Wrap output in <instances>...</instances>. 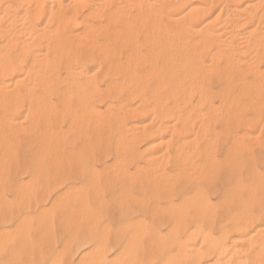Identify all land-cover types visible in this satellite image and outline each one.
<instances>
[{
  "label": "bare ground",
  "instance_id": "6f19581e",
  "mask_svg": "<svg viewBox=\"0 0 264 264\" xmlns=\"http://www.w3.org/2000/svg\"><path fill=\"white\" fill-rule=\"evenodd\" d=\"M134 10V12H132ZM214 14V15H213ZM211 15H213V17H211ZM102 37L103 40L98 41L97 39ZM140 40H142L143 44L147 43L148 46V51L146 50V52L142 53L139 51V45ZM103 41V42H102ZM100 42V43H99ZM142 44V45H143ZM124 46L122 47L124 50L126 49V51L123 53V50H119L121 47L120 46ZM146 45V44H145ZM144 46V45H143ZM147 48V47H146ZM29 58V59H28ZM95 58L98 62L96 64H98V72H102L99 73V75L101 74V77H109V84H107V88L104 86V88L107 90H109L108 92L110 93L109 96H111V100L108 104L105 105V107L103 108V110H101L99 107H97L95 105L97 99H102L101 98V90L100 88L96 85V82L98 83V81L95 79L97 77L98 73H88L86 71L85 68V62L89 61V60H95L93 59ZM96 60L94 62H96ZM223 62H222V61ZM221 61V63H220ZM92 62V61H91ZM93 63V62H92ZM95 64V63H94ZM95 64V65H96ZM87 65V64H86ZM263 65L264 68V0H99L97 2H94V0H0V116L1 115H5L6 116V120L9 119L8 115H32L30 117V120L34 121V119H38L41 120L44 124H46L48 121H50V115H52V117H54L53 115H55L57 119L56 121L58 122L61 121V117L60 115L64 116V115H72L70 117V119L72 118V120H68L67 123H69V127L67 124V131H74L73 133L77 135H81L83 138L88 139V135H86L87 132H84L83 129L86 126V124L89 127H97V123L101 122L100 124L102 125V120H104V122L106 123V121L109 120L110 117H108V115H116V120H117V116L119 115L120 120L122 121L124 118V116L127 115H141L144 112H147L148 114L150 113L151 116L153 115L152 113H158V111L161 113V115H171L173 108L174 107H178L184 108L185 106H188L189 103L191 104V102L189 101L191 99V96L194 94H196L197 92H199L197 95V97H199V100L197 99V102L201 101V103L203 102V100L200 99H208L209 95V88H206V83L208 84L210 82V76L208 77L206 75H204V72L208 73V72H212L216 73L217 77L224 82L225 84V89H220L223 92H220L221 95L223 96V98H221L222 100H226L228 98V102L225 105V110L224 113H226V115H234L233 118H235V116L237 115H247V112H251L252 115H258L260 114V112L264 109V72L262 71L263 69H260V66ZM97 66V65H96ZM89 67V66H88ZM95 67V66H94ZM92 69V68H91ZM97 69L95 68L94 70L97 71ZM90 70V69H89ZM62 71L64 72L62 74ZM93 71V70H92ZM215 77V74H214ZM151 80L155 82V86H153V88H149L151 89V91L148 89L145 90L146 85L148 83H146L148 80ZM212 79V78H211ZM217 79V78H216ZM218 79V80H219ZM214 81V80H213ZM153 82V84H154ZM219 82V81H218ZM233 82L237 83L238 85H240L241 87L239 88V91H237L238 89H236L237 92H235L234 95H232L233 93L231 92V89H233ZM146 83V85H145ZM59 85H63L65 86L63 88V90H59L58 86ZM103 85V84H102ZM145 85V87H144ZM148 85V87H149ZM236 85V86H238ZM235 86V85H234ZM102 87V86H100ZM224 87V86H223ZM103 88V87H102ZM101 88V89H102ZM237 88V87H236ZM257 89L261 90V92H259ZM197 90V91H196ZM213 92V89H211ZM263 90V91H262ZM105 91V90H104ZM196 91V93H195ZM55 92V93H54ZM107 92V91H106ZM107 92V93H108ZM179 92V99L177 98V100L180 102V104L178 103V101H176L175 97L177 96V93ZM211 92V93H212ZM215 92V90H214ZM217 92V91H216ZM54 93L56 94L58 97V101L57 103H55L53 101L52 103V99L51 100V94ZM105 93V94H107ZM219 93V94H220ZM214 94V93H213ZM181 95V96H180ZM216 95V94H215ZM108 96V97H109ZM120 96L122 98H120ZM218 96V95H217ZM55 97V96H54ZM136 100L139 98L140 99V105L137 106L135 105L136 102H134L135 99ZM99 99V101H101ZM138 99V100H139ZM170 101V103H172L174 100V103H172L173 105L175 104V106H173L172 111L168 110L167 107L163 106V104L165 105L164 101ZM169 99V100H168ZM171 99V100H170ZM192 100V99H191ZM204 100V101H205ZM209 100V99H208ZM149 101V102H148ZM166 101V103H167ZM188 101V103H187ZM196 101V100H195ZM211 101V100H210ZM138 102V101H137ZM224 102V101H223ZM55 103V104H54ZM135 103V104H134ZM151 103V104H149ZM134 104V106H132ZM178 104V105H176ZM187 104V105H186ZM213 105V103H211ZM210 104V106H212ZM170 105V104H169ZM185 105V106H183ZM200 105V104H198ZM220 104L216 105L217 107ZM137 106V107H136ZM189 106H192L189 105ZM197 106V105H195ZM209 106V104H208ZM209 106V107H210ZM169 107V106H168ZM160 108V110L158 109ZM194 109L187 108L184 112H181L180 110L177 111L175 108V110L177 112H175V114L179 113L180 115H197V117L199 115H204L207 116L206 113H210L212 112L214 106H212L210 108V111L208 110V112H203L204 114L199 113L200 110H197L195 107H193ZM224 108V107H223ZM199 109V108H198ZM208 109V107L206 108ZM216 109V108H215ZM157 110V112L155 111ZM219 110V108H218ZM150 111V112H149ZM198 111V112H197ZM215 111V110H214ZM213 111V112H214ZM152 112V113H151ZM159 113V114H160ZM215 113V112H214ZM174 114V115H175ZM213 114V113H211ZM210 114V115H211ZM35 115V116H33ZM100 115H105L104 119L103 116ZM107 115V118H106ZM124 115V116H123ZM147 114H145L146 116ZM173 115V113H172ZM171 115V116H172ZM209 115V114H208ZM209 115V116H210ZM216 115H221V114H216ZM251 116V114H249ZM122 116V117H121ZM159 116V115H158ZM166 116V117H167ZM183 117V120L185 119V117ZM208 116V117H209ZM263 116V115H262ZM12 117V116H11ZM36 117V118H35ZM101 117V118H98ZM113 117V116H112ZM111 117V118H112ZM130 117V116H129ZM135 117V116H134ZM139 117V116H138ZM144 117V116H143ZM170 117V116H169ZM168 117V118H169ZM196 117V119H197ZM213 117V116H212ZM219 117V116H218ZM243 117V116H242ZM1 119L2 116L0 117ZM28 119L27 117H24V120ZM34 118V119H32ZM59 118V119H58ZM91 118V119H90ZM95 118H98L100 121H97V123L95 122V124H93L94 121L98 120ZM140 118V117H139ZM171 118V117H170ZM177 118V117H176ZM191 118V117H190ZM194 118V117H193ZM192 118V119H193ZM200 118V117H199ZM199 118L197 120H199ZM224 118V117H223ZM227 118V117H226ZM237 119L240 118L239 116L236 117ZM247 119V116L245 117ZM12 119V118H11ZM9 119L8 122L9 124H6V126H10L12 125V120ZM19 119V118H18ZM90 119V120H89ZM108 119V120H107ZM115 119V118H112ZM126 119V117H125ZM151 119V118H150ZM164 119V117H163ZM167 119V118H166ZM195 119V118H194ZM195 119V121H196ZM202 119V118H201ZM206 119V118H205ZM209 119V118H208ZM215 119V118H214ZM221 119V118H220ZM254 119V118H252ZM20 120V119H19ZM17 120V121H19ZM23 120V119H21ZM117 121L114 122L116 124H124V121H122L120 123ZM140 120V119H139ZM154 120V119H153ZM152 120V121H153ZM157 120V119H156ZM169 120V119H168ZM166 120V121H168ZM223 120V119H222ZM230 120V119H229ZM255 120V119H254ZM253 120V121H254ZM257 120H259V117L257 118ZM1 121V120H0ZM4 123H5V119H3ZM11 121V123H10ZM15 121V120H14ZM29 121V119H28ZM40 121V122H41ZM45 121V122H44ZM72 121V122H71ZM182 121V120H181ZM191 121V120H190ZM193 121V120H192ZM191 121V122H192ZM200 121V120H199ZM214 121V120H213ZM217 121V120H216ZM233 121V120H232ZM249 121H252L251 119L248 120V125H249ZM2 122V121H1ZM7 122V123H8ZM24 122V121H23ZM21 122V123H23ZM26 122V121H25ZM56 122V124H57ZM62 122V121H61ZM103 122V123H104ZM155 123V120L153 121ZM174 122H178L174 121ZM194 122V121H193ZM202 122V121H201ZM223 122V121H222ZM246 122V121H243ZM242 122V123H243ZM258 123L259 121H254L253 123ZM16 123V121H15ZM13 122V127L15 128L13 131V128H10V132H19L20 134L22 133V136H25L26 134L32 135L34 133V131L36 130L35 127H37V125H35L34 131L29 129H25L28 128L27 126H21L24 127L23 129H25L23 131V129L17 131L16 127L19 128L20 124L17 125L20 122H17L16 125ZM71 123V124H70ZM150 123V122H149ZM148 123V124H149ZM154 123L152 124V122L150 123V126H153ZM158 123V122H157ZM208 123V122H207ZM25 124V123H24ZM32 126H34L35 123H31ZM30 124L28 125L29 128ZM36 124H37V120H36ZM43 124V126H44ZM48 125L49 122L47 123ZM46 124V125H47ZM59 124V123H58ZM57 124V126H58ZM98 123V125H100ZM147 124V125H148ZM162 124V123H161ZM161 124H159L161 126ZM175 124V123H174ZM191 124V123H190ZM227 124V123H226ZM247 125V123H245ZM5 125V124H4ZM3 125V127H4ZM26 125V124H25ZM45 125V126H46ZM93 125V126H92ZM113 125V124H112ZM113 125V126H114ZM145 125V124H144ZM159 125H156L158 128H161L163 125V127L161 128L163 131H168V129H170L171 127L169 126V128L167 127V124L165 126V124H163L161 127ZM178 125V124H177ZM181 125V123H180ZM189 125V124H188ZM193 125V124H192ZM194 125L197 126V124L194 123ZM193 125V126H194ZM216 125V124H215ZM225 125V124H224ZM243 125V124H241ZM256 125V124H255ZM253 124V126H255ZM264 125V124H263ZM1 126V125H0ZM41 126V125H40ZM109 127V125L105 124V127ZM122 126V125H121ZM125 126V125H123ZM143 126V125H142ZM142 126H138L137 123L136 125H132V130L135 129L136 131L139 129V131L142 133L143 131L140 130V127ZM155 126V127H156ZM174 125H172L173 127ZM183 126V125H181ZM180 126V127H181ZM203 128V124L200 125ZM208 126V125H207ZM221 126V125H220ZM240 126V124H239ZM259 126V125H258ZM11 127V126H10ZM21 127V128H22ZM42 127V126H41ZM40 127V131L43 129ZM50 127V126H49ZM47 127L44 129L46 131V129L51 133L52 129L50 130V128ZM104 128V126H100V129ZM127 127V126H126ZM154 126L151 127L153 130L155 128ZM165 127H167L165 129ZM179 127V128H180ZM190 127V126H189ZM188 127V128H189ZM223 127V126H222ZM237 127V126H236ZM242 127H246L245 125ZM5 128V127H4ZM39 128V127H38ZM58 128V127H56ZM63 128V127H62ZM86 128V127H85ZM110 128V127H109ZM114 128V127H113ZM125 129V127H123ZM122 128V129H123ZM131 128V127H130ZM127 128V129H130ZM151 128H149L151 130ZM175 128V127H174ZM185 128V127H182ZM193 128V127H192ZM201 128V127H198ZM258 128V127H257ZM3 128L0 127V133L1 130ZM20 129V128H19ZM59 129V128H58ZM70 129V130H68ZM94 130L92 131L91 128L88 129L87 127V131L91 130L92 132H94V134L96 133V128H93ZM126 129V130H127ZM165 129V130H164ZM176 129V128H175ZM174 129V130H175ZM204 129V128H203ZM201 129V130H203ZM260 129V127H259ZM257 129V130H259ZM6 130V129H5ZM28 133H27V131ZM62 132V129H59ZM58 130V131H59ZM107 130V129H105ZM110 130V129H109ZM107 130V131H109ZM144 133H138L136 131H133V133L135 132V134L137 136L134 137L136 139V141H140L142 139V137H144L145 141L146 138L150 141L147 144V148L144 152H148V150L152 151L155 150V146L158 147L159 145L157 144H161V142L164 141H159L160 138H157V136H159L161 134H158L159 130H148L143 128ZM172 130V129H171ZM179 130V129H177ZM181 131L183 129H180ZM205 130V129H204ZM246 130V129H245ZM263 130V129H262ZM9 131V128H8ZM26 131V132H25ZM38 131V130H37ZM36 131V132H37ZM59 131V133H57L56 135V130L53 129V134H49L47 131L43 133H38L40 134L39 138L42 140L41 141V145H40V152L42 153V156L45 154L43 160L47 157V160H49V164H51L52 166L48 168H43L42 169V173H44L43 178L45 177L46 173L49 172V170H51L50 173H52V170H56L54 169L55 167H59V165H62L64 163H68V159L70 160H74L73 163H77L74 159L73 156H77V158H79L80 161V157L81 155L86 151V146L87 144H89L88 146H90V144L92 143H87V141H81L82 144L78 145V148L73 149L75 150V155L71 152H73L71 150L70 155H73L72 157L68 158V154H63L62 152V145L61 144V140L66 139L67 137L65 136H70V134H63L64 132H62V135L64 137V139H62V135L61 132ZM65 131V130H63ZM98 131V130H97ZM102 133V130H100ZM122 131V130H121ZM125 131V130H124ZM131 131V129H130ZM146 131L149 133H146ZM153 131V132H152ZM173 131V130H172ZM172 131H170L172 133ZM176 131V130H175ZM180 131V132H181ZM185 131V130H184ZM191 131V130H189ZM188 131V133H189ZM224 131V130H223ZM249 131H252L251 129ZM5 132V131H4ZM3 132V134H4ZM10 132H8L7 134L11 135ZM14 132V133H15ZM31 132V134H30ZM126 132L129 131H125L124 133L127 134ZM179 132V133H180ZM197 132V131H196ZM195 132V133H196ZM204 132V131H203ZM209 132V130H208ZM25 133V134H24ZM55 133V134H54ZM84 133V136H83ZM112 133V132H111ZM131 133V132H130ZM164 133V132H163ZM205 133V132H204ZM245 133V134H244ZM251 133V132H250ZM2 134V135H3ZM18 134V133H16ZM15 134V135H16ZM43 134V138H41ZM90 134V131H89ZM93 134V133H92ZM119 136L117 137H120ZM123 134V132H122ZM167 134V133H166ZM175 134V132H174ZM177 134V133H176ZM175 134V135H176ZM185 134V133H184ZM215 134V133H214ZM213 134V135H214ZM217 134V133H216ZM245 135L246 137L248 136L247 139L251 140L250 136L248 134H246V132H242L241 135ZM259 134V133H257ZM263 134V133H262ZM6 135V134H5ZM4 135V136H5ZM13 135V134H12ZM11 135V136H12ZM19 135V134H18ZM91 135V134H90ZM104 135V134H103ZM175 135H173L175 137ZM187 135V133H186ZM202 135V134H201ZM239 137H241V139H243V136H240V134H238ZM20 136V135H19ZM76 136V135H75ZM98 136V133L97 135ZM95 136V137H96ZM105 136V135H104ZM126 135L123 136V138ZM130 136V134H129ZM128 136V138H129ZM147 136V137H146ZM167 136V135H166ZM177 136V135H176ZM181 136V135H180ZM234 136V135H233ZM14 139H16V137H14V135L12 136ZM11 137V138H12ZM26 137V136H25ZM62 137V138H61ZM78 137V136H76ZM93 137V136H92ZM133 138V134L132 136H130ZM171 137V136H170ZM196 137V136H195ZM200 137V135H199ZM213 137V136H212ZM217 137V136H216ZM236 138H238L237 136H235ZM258 137V136H256ZM5 138V137H4ZM8 138V136H7ZM12 138V139H13ZM21 138V137H20ZM24 138V137H23ZM36 138V137H35ZM61 138V139H60ZM71 138V136L69 137ZM102 138V137H101ZM108 138V137H107ZM122 138V139H123ZM197 138V137H196ZM244 138V139H245ZM253 138V136H252ZM259 138V137H258ZM264 138V137H263ZM3 139V137L1 138ZM13 139V140H14ZM29 139V138H28ZM38 139V138H37ZM39 139V140H40ZM84 139V140H85ZM86 139V140H87ZM91 139V138H90ZM99 139V138H97ZM97 139H95L96 142ZM127 139V138H126ZM131 139V138H129ZM138 139V140H137ZM169 139V138H166ZM175 139V138H174ZM178 139V138H177ZM195 139V138H194ZM232 139V138H231ZM234 139V138H233ZM236 142L237 144H235L234 146L236 148H240L239 150H246L244 151V153L246 152L247 157L251 154L248 155V153L251 152V149L248 146L246 141L243 143L241 142ZM254 139L257 140L255 138L254 135ZM18 140V138L16 139ZM26 140V138H25ZM67 140V139H66ZM65 140V141H66ZM78 140V139H77ZM83 140V139H82ZM100 140V139H99ZM134 140V139H133ZM186 140V139H185ZM199 140V139H198ZM211 140V139H210ZM230 140V139H229ZM248 140V141H249ZM253 140V139H252ZM251 140V142H252ZM264 140V139H263ZM6 141V140H5ZM3 140H0V146L2 145H6L7 147L10 145L9 141H8V145ZM12 141V140H11ZM32 141V140H30ZM36 141V140H35ZM89 141V140H88ZM129 141V140H128ZM132 141V139H131ZM130 141V142H131ZM135 141V140H134ZM133 141V143H134ZM135 141V143H136ZM160 143H159V142ZM170 141V140H168ZM167 141V142H168ZM176 141V140H175ZM194 141V140H193ZM201 141V140H200ZM212 141V140H211ZM210 141V142H211ZM231 141V140H230ZM16 142V141H15ZM63 142V141H62ZM76 142V141H75ZM80 142V143H81ZM84 142V143H83ZM101 142V140H100ZM98 142V143H100ZM108 142V141H107ZM120 142V141H119ZM125 142V140L123 141V143ZM127 142V141H126ZM141 142V141H140ZM165 141V143H167ZM190 142V141H189ZM256 142V141H255ZM262 142V141H261ZM260 142V143H261ZM17 143V142H16ZM15 143V144H16ZM27 143V142H24ZM77 143V142H76ZM75 143V144H76ZM86 143V144H85ZM98 143L94 144L97 145ZM117 143V141H116ZM120 143V144H123ZM129 143V142H127ZM139 143V142H138ZM138 143L133 144L134 146H138ZM143 143V142H142ZM184 143V142H182ZM214 143V142H213ZM242 143V144H241ZM249 143V142H248ZM254 143V142H252ZM258 143V141H257ZM264 143V142H263ZM14 142L13 145L15 146ZM119 144V146H120ZM125 144V143H124ZM132 144V143H131ZM164 144V143H162ZM171 144V143H170ZM178 144V143H177ZM246 144V145H245ZM19 145V144H18ZM70 145V144H69ZM114 145V144H113ZM126 145V144H125ZM130 145V144H128ZM127 145V147H128ZM167 145V144H165ZM169 145V144H168ZM180 145V144H179ZM185 145V144H184ZM183 145V146H184ZM189 145V144H188ZM195 147V143L193 144ZM217 145V144H216ZM252 144H250L251 146ZM255 145V144H254ZM253 145V146H254ZM1 146V147H2ZM3 146V147H4ZM12 146V142L11 145ZM24 146V144H23ZM28 146V145H27ZM87 146V147H88ZM132 146V145H130ZM208 147V145H206ZM205 146V148H207ZM246 146V147H245ZM258 146H262V143ZM264 146V144H263ZM7 147L5 148L7 150ZM94 147V146H93ZM110 147V146H109ZM117 147V145L115 146ZM122 147V145H121ZM168 147V146H167ZM179 147V146H178ZM187 147V146H186ZM192 147V145H191ZM190 147V148H191ZM214 147V146H213ZM234 147V149H235ZM257 147V146H256ZM8 147V150L9 151ZM13 148V147H12ZM17 148V147H16ZM39 148V147H38ZM130 149V147H128ZM181 148V147H180ZM254 148V147H253ZM262 147H259V149ZM264 148V147H263ZM263 148L261 150H263ZM15 149V147H14ZM89 149V147H88ZM134 149V148H133ZM144 149V148H143ZM142 149V150H143ZM165 149V147H164ZM189 149V148H188ZM210 149V148H209ZM237 149V150H238ZM248 149V150H247ZM3 150V151H2ZM1 152H3L2 154H4V148H2ZM69 151V149H67ZM66 150V151H67ZM90 150V149H89ZM87 150V151H89ZM95 150V149H93ZM126 150H128L126 148ZM135 150V149H134ZM137 150V149H136ZM167 150V149H166ZM164 152H167V151ZM214 150V149H213ZM230 150V149H229ZM236 150V149H235ZM250 150V151H249ZM67 151V153H68ZM138 151V150H137ZM141 150H139L140 152ZM205 151V150H204ZM207 151V150H206ZM12 153V151H10ZM10 152H6V157H8V159H12L14 155H16V153L14 152V155L9 158L7 153ZM102 152V150H101ZM104 152V150H103ZM120 152V151H119ZM130 151H128L129 153ZM142 152V151H141ZM171 152V151H170ZM190 152V151H189ZM211 152V151H209ZM229 152V151H228ZM236 153V151H234ZM248 152V153H247ZM264 152V150H263ZM89 152H87L88 154ZM137 153V152H136ZM186 153V152H185ZM194 153V152H193ZM204 153V152H203ZM226 153V152H225ZM238 153V151H237ZM90 154V153H89ZM139 154H143L144 153H139ZM154 154V153H153ZM161 155H163L160 152ZM171 154V153H170ZM174 154V153H173ZM172 154V155H173ZM197 154V153H196ZM228 154V153H227ZM11 155V154H10ZM38 155V154H37ZM92 155V154H90ZM136 155V154H135ZM159 155V154H157ZM160 155V156H161ZM190 155V154H188ZM193 155V154H192ZM204 156L202 157L203 159H206L205 156L207 154H202ZM211 155V154H210ZM238 155V154H237ZM236 155V156H237ZM244 156H246L245 154H243ZM263 155V154H262ZM40 156V155H39ZM128 156V155H126ZM150 156H152V154H150ZM184 156V155H183ZM197 156V155H196ZM195 156V157H196ZM200 156V155H199ZM209 156V155H208ZM206 156V157H208ZM212 156V155H211ZM243 159H247V157ZM0 157H4V156H0ZM17 157V156H15ZM14 157V158H15ZM68 159H67V158ZM131 157L133 158V155H129L128 158L129 162L132 160ZM157 156H153L152 158H148V161L150 162V160H154ZM171 157V156H170ZM181 157V156H180ZM189 157V156H187ZM198 157V156H197ZM223 157V156H222ZM231 157V155H230ZM24 158V157H23ZM93 158V157H92ZM92 158H90L92 160ZM145 158V157H144ZM175 158V157H173ZM209 159L211 157H208ZM207 158V159H208ZM215 158V156H214ZM214 158H211L212 160ZM237 158V157H236ZM240 158V157H239ZM238 158V159H239ZM262 158V157H261ZM4 159V158H1ZM0 159V161H1ZM17 159V158H16ZM39 159V158H38ZM84 159V158H83ZM116 159V158H115ZM124 159V158H123ZM142 159V158H141ZM157 159V158H156ZM162 159V157H161ZM167 159V158H166ZM166 159H163V161L165 162ZM178 159V158H176ZM199 159V158H198ZM13 160V159H12ZM85 160V159H84ZM89 160V159H88ZM97 160V159H96ZM100 160V158L98 159ZM146 160V158H145ZM160 160V159H159ZM179 160H182L179 159ZM193 160V159H192ZM218 160V159H217ZM228 160V159H227ZM236 160V159H235ZM234 160V161H235ZM256 160V159H255ZM4 162L7 161L6 158L5 160H3ZM2 161V163H3ZM17 161V160H16ZM38 161V160H37ZM41 161V160H40ZM78 161V160H77ZM90 161V160H89ZM123 161V160H122ZM128 161V160H127ZM147 161V162H148ZM162 161V162H163ZM191 161V160H190ZM205 161V160H203ZM207 161V160H206ZM223 161V160H221ZM9 162V160H8ZM124 162V161H123ZM144 162V161H143ZM153 162V161H152ZM158 162V161H157ZM156 162V164H157ZM161 162V161H160ZM192 162V161H191ZM210 163H213L211 161H209ZM237 162V161H235ZM244 161H242L243 163ZM258 162V161H257ZM263 162V161H262ZM12 163V162H11ZM13 163H17L15 162V159L13 160ZM34 163V162H33ZM166 163V162H165ZM181 163V161H180ZM206 163V162H205ZM219 163V162H217ZM240 163V162H239ZM251 163V160H250ZM255 163V162H254ZM71 164V163H70ZM79 164H82V162L80 161ZM91 164V163H90ZM118 164V163H117ZM123 164V163H122ZM161 164V163H160ZM164 164V163H163ZM162 164V165H163ZM186 164V163H185ZM208 163H206L207 165ZM216 164V163H215ZM237 164V163H236ZM3 165H7L6 163ZM14 165V164H13ZM21 165V164H20ZM42 165V164H40ZM45 167V164H43ZM77 165V164H76ZM92 165V164H91ZM90 165V166H91ZM106 165V164H105ZM136 165V164H135ZM134 165V166H135ZM150 165V164H149ZM209 165V164H208ZM226 165V164H224ZM223 165V166H224ZM231 165V164H230ZM229 165V166H230ZM254 166V164H252ZM5 166H3L5 168ZM22 166V165H21ZM33 166V165H32ZM64 166H66V164H64ZM74 164H73V169L72 174L67 175L66 177L62 178L60 180V182H56L54 185V188L52 189V193L53 192H57L62 188H66V190L63 189V191H61L60 195L61 197L64 194H74L75 190L76 192L81 188V184H84L82 186H94L93 188L96 189V191L93 192V194H95V192H100V186H99V182H97V180L93 181V177L92 175H94L95 173H93V168L92 170H89V173H93L90 175L87 172L88 170H85L87 167H84L82 169H84L83 171L85 173H87L88 175L84 176L80 170H82L81 168L78 169L79 171H77V174H73L74 171ZM77 166H81V165H77ZM76 166V169H77ZM137 166V165H136ZM143 166V165H142ZM158 166H159V162H158ZM164 166V165H163ZM189 166L191 167V165L189 164ZM199 166V165H197ZM202 166V165H201ZM214 166V165H213ZM212 166V167H213ZM235 166V163L234 165ZM251 166V165H250ZM47 167V166H46ZM54 167V168H53ZM110 167V166H109ZM119 167V166H118ZM125 167V166H124ZM138 167V166H137ZM140 167V166H139ZM151 167V166H150ZM195 167V166H194ZM210 167V166H209ZM208 167V168H209ZM217 167V166H216ZM240 169V166H238ZM3 168V169H4ZM36 168V167H35ZM42 168V167H41ZM53 168V169H52ZM67 168H69L67 166ZM66 168V169H67ZM79 168V167H78ZM89 168V166H88ZM146 168V167H145ZM160 168V167H159ZM176 168V167H175ZM192 168V167H191ZM199 168V167H198ZM236 168V167H234ZM232 168V169H234ZM243 168V166H242ZM256 168V167H255ZM18 169V168H17ZM32 169V168H31ZM75 169V170H76ZM90 169V168H89ZM106 169V168H105ZM120 169V167H119ZM126 169V168H125ZM137 169V168H136ZM142 169V167H141ZM140 169V170H141ZM152 169V168H151ZM157 169V168H155ZM200 169V168H199ZM215 169V168H214ZM251 169H253V167H251ZM7 170V169H6ZM5 170V171H6ZM38 170V168L36 169V171ZM65 170V169H64ZM97 170V169H96ZM121 170V169H120ZM118 170V171H120ZM140 170L139 173H140ZM143 170V169H142ZM154 170V169H153ZM194 170V169H193ZM197 170V169H196ZM195 170V171H196ZM202 170V169H201ZM216 170V169H215ZM235 170V169H234ZM34 171V170H33ZM32 171V172H33ZM57 171V170H56ZM55 171V172H56ZM59 171V170H58ZM62 173V170H60ZM59 171V173H60ZM124 171V170H123ZM122 171V172H123ZM127 171V170H126ZM136 171V170H133ZM159 171V169H158ZM163 171V170H162ZM166 171V170H165ZM200 171V170H199ZM207 171V170H206ZM213 171V170H212ZM237 171V168H236ZM3 172L2 170H0V173ZM54 172V173H55ZM67 172V171H66ZM83 172V173H84ZM95 172V171H94ZM131 172V170H130ZM154 172V171H153ZM177 172V171H176ZM184 172V171H183ZM190 172V170H189ZM256 172V171H255ZM40 173V171H39ZM49 173V174H50ZM58 173L57 176H60V174ZM64 173V172H63ZM69 173V172H68ZM67 173V174H68ZM100 173V172H99ZM103 173V172H102ZM121 173V171L119 172ZM125 173V172H124ZM128 173V172H127ZM145 173V172H144ZM157 173V172H155ZM171 173V172H170ZM181 173V172H180ZM187 173V172H186ZM195 173V172H194ZM198 173V172H197ZM201 173V172H200ZM209 173V172H208ZM260 173V172H259ZM4 174V172H3ZM2 174V175H3ZM41 174V173H40ZM56 174V173H55ZM97 174V172H96ZM118 174V173H117ZM138 174V173H137ZM136 174V175H137ZM142 174V173H141ZM148 174V173H147ZM207 174V172H206ZM214 174V173H213ZM246 174V172H245ZM251 174V173H250ZM263 174V173H262ZM32 175V174H31ZM37 176H39L38 174H35ZM53 175V174H51ZM99 175V174H98ZM102 175V174H101ZM101 175H99L98 177H100ZM122 175V174H121ZM153 175V173H152ZM173 175V174H172ZM185 175V174H184ZM191 175V174H190ZM208 175V174H207ZM212 175V174H211ZM223 175V174H222ZM239 175V174H238ZM34 176V175H33ZM36 176V178H37ZM48 176V174H47ZM50 176V175H49ZM133 176V174H132ZM156 176V174H155ZM174 176H176L174 174ZM178 176V175H177ZM196 174L194 175L195 178ZM198 176V175H197ZM196 176V177H197ZM264 176V175H262ZM3 178V176H1ZM5 177V176H4ZM54 177V175H53ZM56 177V176H55ZM96 179L97 175L95 176ZM94 177V178H95ZM118 177V176H117ZM122 177V176H121ZM159 177V176H157ZM171 177V176H170ZM183 177V176H182ZM192 177V176H191ZM200 177V176H199ZM237 177V176H236ZM41 178V177H40ZM46 178V177H45ZM50 178V177H49ZM52 178V177H51ZM57 178V177H56ZM55 178V179H56ZM107 178V177H106ZM137 178V176H136ZM142 178V177H141ZM144 178V177H143ZM147 178V177H146ZM151 178V177H150ZM169 178V177H168ZM186 178V176H185ZM193 178V180H194ZM209 179L210 178V174H209ZM234 178V177H232ZM261 178V176L258 175H250L249 179L247 181V183L243 184L241 182L235 181L232 182L235 186L234 188L239 189L240 191H242L243 193H245V195L248 197H246L248 200V202H246L248 208L251 207V205H253L256 201L257 196L261 197V193L259 192V186H258V182L261 181L259 180ZM5 179V178H4ZM35 179V178H34ZM33 179V181H34ZM103 179V178H102ZM105 179V178H104ZM108 179V178H107ZM123 179V178H122ZM184 179V177H183ZM188 179H191L188 177ZM201 179H204L201 178ZM239 179V178H238ZM245 179V178H244ZM243 179V180H244ZM1 180V179H0ZM42 180L43 179H39ZM106 180V179H105ZM104 180V181H105ZM110 180V178H109ZM151 180V179H150ZM163 180V179H162ZM176 180V179H175ZM187 180V178H186ZM198 180V179H197ZM200 180V179H199ZM214 180V178H213ZM211 179V182L213 181ZM5 181V180H4ZM45 181V180H44ZM47 181V180H46ZM55 181V180H54ZM99 181V179H98ZM111 181V180H110ZM133 181V180H132ZM159 181V180H158ZM166 181V180H165ZM204 181V180H203ZM27 182H31V181H27ZM35 182V181H34ZM40 182V181H39ZM41 182V184H42ZM52 182V181H51ZM157 182V181H156ZM208 182V180H207ZM210 182V181H209ZM226 182H229L226 180ZM44 183V182H43ZM50 183V182H49ZM80 184V187L77 185ZM95 183V185H94ZM102 183V181H101ZM106 183L107 180H106ZM117 183V182H116ZM137 183V182H136ZM151 183V182H150ZM153 183V182H152ZM164 183V182H163ZM22 185H24L23 183H21ZM40 184V185H41ZM104 184V183H103ZM120 184V183H119ZM130 184V183H129ZM139 184V183H138ZM168 184V183H167ZM182 184V183H181ZM189 184V183H188ZM195 184V183H194ZM213 184V183H212ZM230 184V183H229ZM35 185V184H33ZM31 185V186H33ZM156 184H153L152 186H154ZM162 185V184H161ZM191 185V184H190ZM201 185V184H200ZM21 186V185H20ZM39 186V185H38ZM47 186V185H46ZM106 186V185H104ZM133 186V185H132ZM146 186V185H145ZM193 186V185H192ZM127 187V186H126ZM164 187V186H163ZM162 187V188H163ZM167 187V186H166ZM194 187V186H193ZM18 188V187H17ZM20 188V187H19ZM22 188V187H21ZM31 188V187H30ZM40 188V187H39ZM79 188V189H77ZM92 188V187H91ZM99 188V189H98ZM124 188V187H123ZM129 188V187H128ZM153 188V187H152ZM168 188V187H167ZM166 188V189H167ZM179 188V187H178ZM181 188V187H180ZM206 188V186H205ZM47 189V188H46ZM88 189V187H87ZM165 189V188H164ZM11 190V189H9ZM26 191L25 188L20 190V191ZM74 190V191H73ZM132 190V189H131ZM150 190V189H149ZM160 190V189H159ZM191 190V189H190ZM18 191V189H17ZM16 191V192H17ZM40 191V190H38ZM44 191V189H43ZM73 191V193H72ZM80 191V190H79ZM90 191H93L90 190ZM121 191V190H120ZM119 191V192H120ZM167 191V190H166ZM179 191V190H178ZM195 191V190H194ZM200 191V190H199ZM197 191V192H199ZM232 191V190H231ZM3 192V191H2ZM62 192L64 193L62 195ZM103 192V191H102ZM144 192V191H143ZM165 192V191H163ZM189 192V191H188ZM191 192V191H190ZM196 192V191H195ZM196 192V193H197ZM201 192V191H200ZM204 192V191H203ZM206 192V191H205ZM214 192V189H213ZM37 193V192H36ZM42 193V192H41ZM49 193V192H48ZM53 193V195L55 194ZM86 193V192H85ZM88 193V192H87ZM91 193V192H90ZM141 193V192H140ZM145 193V192H144ZM168 193V192H167ZM170 193V192H169ZM179 196H183L184 193H186V191L184 189L181 190V192H178ZM202 193V192H201ZM263 193V192H262ZM34 194V193H33ZM66 194V195H67ZM71 194H69L68 196H72ZM99 193H96L95 195L97 196ZM204 194V193H203ZM1 195V194H0ZM14 195V194H13ZM16 195V194H15ZM23 195V194H22ZM52 195V194H51ZM50 194L48 196H51ZM91 196V194H89ZM94 195V196H95ZM166 195V194H165ZM177 195V194H176ZM192 195H194L192 193ZM224 195V194H223ZM229 195V194H228ZM43 196V194H42ZM59 195L57 194L56 197H58ZM66 196V198H70ZM85 196V195H84ZM89 196V197H90ZM119 196V194H118ZM142 196V194H141ZM169 196V195H168ZM165 199H167V197ZM205 196V195H204ZM38 197V196H37ZM46 197V196H45ZM93 197V196H91ZM120 197V196H119ZM193 197V196H192ZM201 197V196H200ZM207 197V195H206ZM233 197V196H232ZM49 198V197H48ZM60 198V197H59ZM65 198V195L64 197ZM73 198V196H72ZM125 198V197H124ZM147 198V196H146ZM150 198V196H149ZM169 198V197H168ZM183 198H185L183 196ZM244 198V199H246ZM21 199V198H20ZM58 199V198H56ZM74 199V198H73ZM96 199V198H95ZM115 199V198H114ZM113 199V200H114ZM129 199V198H128ZM137 199V198H136ZM179 199V198H178ZM189 199V198H188ZM199 199V198H198ZM206 199V198H205ZM2 200V199H1ZM55 200V199H54ZM117 200V199H116ZM135 200V198H134ZM147 200V199H145ZM171 200V198H170ZM180 200V199H179ZM187 200V199H186ZM227 200V199H226ZM231 200V199H230ZM242 200V199H241ZM29 201V200H28ZM51 201V200H50ZM67 201V200H66ZM71 201V200H70ZM129 201V200H128ZM164 201V200H163ZM185 201V200H184ZM201 202L203 200H200ZM9 202V201H8ZM7 202V203H8ZM57 203L60 202V200L56 201ZM104 202V201H103ZM114 202V201H113ZM118 202V201H117ZM116 202V203H117ZM120 202V201H119ZM133 202V201H132ZM131 202V204H132ZM170 202V201H169ZM173 202V201H172ZM183 202V201H182ZM194 203L193 201H190L189 203L192 204ZM207 203V200L205 201ZM217 202V201H216ZM232 202V201H231ZM3 203V202H2ZM39 203V202H38ZM54 201V205L57 204ZM101 203V202H100ZM167 203V201H166ZM178 203V202H177ZM188 203V204H189ZM203 203V202H202ZM224 203V202H223ZM227 203V202H226ZM243 203V202H241ZM35 204V203H34ZM74 204V203H73ZM79 204V203H78ZM105 204V203H104ZM130 204V205H131ZM169 204V203H168ZM174 204V203H173ZM183 204V203H182ZM185 204V203H184ZM221 204V203H219ZM257 204V202H256ZM262 204V203H261ZM14 205V204H13ZM50 205V203H49ZM53 205V206H54ZM167 205V204H166ZM175 205V204H174ZM195 205V204H194ZM193 205V206H194ZM197 205V203H196ZM224 205V204H223ZM239 205V204H238ZM63 206V205H62ZM78 206V205H77ZM168 206V205H167ZM177 206V205H175ZM174 206V207H175ZM199 206V205H198ZM205 206V205H204ZM208 205H206L207 207ZM221 206V205H219ZM244 206V205H243ZM247 206H244L242 208H245ZM259 206V205H257ZM256 206V207H257ZM41 207V206H40ZM64 207V206H63ZM70 207V206H69ZM134 207V206H133ZM145 207V206H144ZM155 207V206H154ZM171 207V204H170ZM173 207V206H172ZM184 207V206H183ZM191 207V206H190ZM196 207V206H195ZM23 208V207H22ZM51 208V207H50ZM48 208V209H50ZM56 208V207H55ZM65 209H67L66 207H64ZM163 209H165L162 206ZM178 208V206H177ZM203 208V207H202ZM201 208V209H202ZM212 208V207H210ZM214 208V207H213ZM262 208V207H261ZM44 209V208H43ZM47 209V210H48ZM64 209V210H65ZM139 209V208H138ZM143 209V208H142ZM146 209V208H145ZM156 210L159 208H155ZM151 210V212H154L156 210ZM176 209V208H175ZM186 209V208H185ZM207 209V208H206ZM228 209V208H227ZM256 209V208H255ZM41 210V209H40ZM69 210V209H67ZM72 210V209H71ZM88 210V209H87ZM99 210V209H98ZM124 210V209H123ZM189 210V209H188ZM241 210V209H240ZM244 210V209H243ZM249 210V209H248ZM42 211V210H41ZM51 211V210H50ZM60 211V210H59ZM58 211V212H59ZM79 211V210H78ZM86 211V210H85ZM95 211V210H94ZM149 211V210H148ZM164 211V210H163ZM178 211V210H177ZM185 212V210H183ZM182 211V212H183ZM192 211V210H190ZM200 211V210H199ZM202 211V210H201ZM207 211V210H206ZM210 211V210H209ZM225 211V210H223ZM239 211V209H238ZM247 212V208L244 211L241 212ZM252 210H250L251 212ZM91 212V211H90ZM141 212H144L143 210ZM150 212V213H151ZM159 212V211H158ZM181 212V211H180ZM222 212V211H221ZM249 212V211H248ZM256 212V210L254 211ZM258 212V211H257ZM264 212V211H263ZM65 213V212H64ZM75 213V212H74ZM82 213V212H81ZM97 213V211H96ZM145 213V212H144ZM156 213V212H155ZM153 213V215L155 214ZM162 213V211H161ZM165 213V212H163ZM187 213V212H186ZM194 213V211H193ZM201 213V212H200ZM199 213V214H200ZM203 213V212H202ZM110 214V213H109ZM130 214V213H129ZM142 214V213H141ZM158 213L155 214V219L156 215ZM166 214V213H165ZM185 214V213H184ZM190 214V213H189ZM192 214V213H191ZM197 214V213H196ZM234 214V213H233ZM243 214V213H242ZM241 214V215H242ZM260 214V213H259ZM258 214V215H259ZM42 215V214H41ZM93 215V214H92ZM152 215V214H151ZM152 215V216H153ZM160 215V214H159ZM157 215V217L159 216ZM162 215V214H161ZM168 215V214H167ZM211 215V214H210ZM238 215V214H236ZM240 214L238 215V217L233 218L235 222H243L244 223H252V217H244V218H240L239 216H241ZM249 214H246V216ZM10 216V214H9ZM24 216V215H23ZM64 216V215H63ZM70 215H68L67 217H69ZM146 216V215H145ZM152 216L150 218H152ZM173 216V215H171ZM30 217V216H29ZM28 217V218H29ZM93 217V216H92ZM162 217V216H161ZM170 217V216H169ZM176 217V216H175ZM189 217V216H188ZM211 217V216H210ZM263 217V216H262ZM15 218V217H14ZM70 218V217H69ZM94 218V217H93ZM179 218V217H178ZM177 218V219H178ZM240 218V219H238ZM71 219V218H70ZM142 219V218H141ZM140 219V220H141ZM153 219V218H152ZM169 219V218H168ZM176 219V220H177ZM190 219V218H189ZM238 219L239 221H236ZM257 219V218H256ZM259 219V218H258ZM77 220V219H75ZM74 220V221H75ZM262 220V219H260ZM255 221V223L259 224V221ZM264 220V219H263ZM25 221V220H24ZM117 221V220H115ZM179 221V220H178ZM181 221V220H180ZM186 221V220H185ZM213 221V220H212ZM140 222V221H139ZM138 222V223H139ZM142 222V221H141ZM140 222V224H141ZM177 222V221H176ZM210 222V221H208ZM233 222V221H232ZM18 223V222H17ZM118 223V222H117ZM155 223V222H154ZM200 223V222H199ZM262 223V222H261ZM260 223V225H261ZM72 224V223H71ZM74 224V223H73ZM112 224V223H111ZM137 224V223H136ZM157 224V223H156ZM233 223H231L232 225ZM242 224V225H243ZM253 224V223H252ZM264 224V223H263ZM17 225V224H16ZM77 225V224H76ZM90 225V224H89ZM179 225V223L177 224ZM212 225V224H211ZM229 225V224H228ZM230 225V226H231ZM236 225V224H235ZM239 225V224H238ZM241 225V224H240ZM249 224H247L248 226ZM257 226L256 229H253V232H251L250 234H248L246 231L245 232H240L239 229L241 228H237V226H233L232 228H226L228 231V234H226V236L230 235V232L232 231L233 233L238 232L237 234H239V232L241 234H239L234 240L232 239V242L237 241L239 244L241 241V243H245L248 240H251L250 238L253 236L256 237L255 235L258 234L259 235V231L262 229L261 227ZM107 226V225H106ZM140 226V225H139ZM174 226V225H173ZM210 226V225H209ZM219 226V225H218ZM246 226V225H244ZM256 226V225H255ZM253 226V227H255ZM141 227V226H140ZM177 227V226H176ZM224 227V226H222ZM241 227V226H240ZM251 227V226H250ZM183 228V227H182ZM231 228V229H230ZM236 228V232L235 231ZM247 228V227H246ZM5 229V228H4ZM9 229V228H8ZM108 229V228H107ZM174 229V228H173ZM185 229V228H184ZM203 229V228H202ZM209 229V228H207ZM234 231H233V230ZM171 230V229H170ZM191 230V229H190ZM222 230V229H221ZM224 230V229H223ZM231 230V231H230ZM243 230V229H242ZM264 230V228H263ZM1 231V229H0ZM4 231V230H3ZM172 231V230H171ZM206 231V230H205ZM6 232V231H5ZM8 232V231H7ZM153 232V231H152ZM172 232H175L172 231ZM189 232V231H188ZM197 232V231H196ZM208 232V231H207ZM222 232V231H220ZM224 232V231H223ZM222 232V236L226 233ZM231 232V233H232ZM2 233V232H1ZM142 233V232H141ZM145 233V232H144ZM167 233V232H166ZM205 233V232H204ZM198 234V233H197ZM236 234V235H237ZM263 234V233H262ZM261 234V235H262ZM142 235V234H141ZM171 235V234H170ZM181 235V234H180ZM192 235V234H190ZM189 235V236H190ZM205 235L207 236V234L205 233ZM221 235V233H220ZM233 235V234H232ZM260 235V236H261ZM2 236V235H1ZM4 236V235H3ZM159 236V235H157ZM193 236V235H192ZM203 236V234H202ZM221 236V237H222ZM222 237V239L224 240L225 237ZM234 236V235H233ZM139 237V236H138ZM137 237V238H138ZM161 237V236H160ZM159 237V238H160ZM187 238H189L188 236H185ZM219 237V236H218ZM263 236L260 237V239ZM3 237H1L2 239ZM158 238V239H159ZM184 238V237H183ZM192 238V237H191ZM190 238V239H191ZM204 239H206L207 237H202ZM201 238V239H202ZM210 238V237H208ZM234 238V237H233ZM99 239V238H98ZM181 239V238H180ZM203 239V240H204ZM213 239V238H210ZM219 239V238H218ZM230 239V238H229ZM121 240V239H120ZM130 240V237H129ZM182 240V239H181ZM193 240V239H192ZM197 240V239H196ZM215 240V239H214ZM221 240V239H220ZM222 240V241H223ZM226 240V239H225ZM253 241H251L252 243H255L254 239H252ZM264 240V238H263ZM124 241V240H123ZM169 241V239H168ZM200 241V240H199ZM210 241V240H209ZM213 241V240H212ZM211 241V242H212ZM100 242V240H99ZM130 242V241H129ZM210 244H213L211 243ZM227 242V241H226ZM231 242V240H230ZM249 241V243H251ZM258 242V240L256 241ZM261 242V241H260ZM97 243V242H96ZM101 243V242H100ZM99 243V244H100ZM104 243V242H103ZM157 243V242H156ZM164 243V241L162 242V244ZM172 243V242H171ZM180 246H184L183 248H185V244L183 243L181 245L182 242H179ZM186 243V242H185ZM195 243V242H194ZM200 243V242H199ZM202 243V242H201ZM242 243V244H243ZM116 244V243H115ZM209 244V243H208ZM207 244V245H208ZM225 244V243H224ZM227 244V243H226ZM256 244V243H255ZM260 245H264L259 243ZM258 244V247L260 246ZM117 245V244H116ZM159 245V244H158ZM166 245V244H165ZM202 245V244H201ZM215 245V244H214ZM221 245V244H220ZM229 245H232V243ZM247 244L245 243V246ZM249 247H244L243 250L245 249H249L250 247H252V245L250 246V244H248ZM257 245V244H256ZM97 246V245H96ZM95 246V247H96ZM100 246V245H98ZM114 246V245H113ZM151 246V245H150ZM149 246V247H150ZM154 246V245H153ZM199 246V245H198ZM213 246V245H212ZM228 246V245H227ZM242 246V245H241ZM255 245H253L254 247ZM176 247V246H175ZM179 247V246H178ZM188 247V246H187ZM185 248V250H187L188 248ZM193 247V246H192ZM191 247V248H192ZM221 247V246H220ZM223 247V246H222ZM224 250L226 251L227 249H229L228 247H226L224 245ZM233 247V246H232ZM257 247V246H256ZM257 247V248H258ZM264 247V246H261ZM260 247V248H261ZM107 248V247H106ZM182 247H180V249H183ZM190 248V249H191ZM219 248V247H218ZM227 248V249H226ZM239 248V246H238ZM256 248V249H257ZM171 249V248H170ZM179 249V248H178ZM202 249V248H201ZM212 249V248H211ZM223 249V248H221ZM218 251L219 254L221 252V254L225 255L226 253L223 252L224 250ZM236 249V248H235ZM234 247L232 249H230V253L232 250H235ZM241 249V248H240ZM247 249V253L250 251ZM148 250V249H147ZM152 250H155V248ZM184 249L180 252H184ZM195 250H197V260L198 258L200 259L201 257V252L200 255L199 253V249L197 247V249H192V251H190L188 249V251L194 253L196 252ZM236 249L235 251L237 252ZM263 250V249H262ZM98 250H96L97 252ZM102 251V250H101ZM106 251V250H105ZM121 251V250H120ZM137 251V250H136ZM156 251V250H155ZM177 251V250H176ZM194 251V252H193ZM202 251V250H201ZM206 251H208V249H206ZM232 252L234 254L238 255V252ZM246 251V250H245ZM243 251V252H245ZM140 252V251H139ZM142 252V251H141ZM186 252V251H185ZM184 252V253H185ZM204 252V251H203ZM223 252V253H222ZM227 252V251H226ZM259 253V251H256ZM255 252V253H256ZM95 253V252H94ZM97 253H100L99 251ZM120 253V252H119ZM130 253V251H129ZM148 253V252H147ZM178 253V252H177ZM187 253V252H186ZM191 253V254H192ZM230 253L229 256L230 257ZM231 253V254H232ZM240 253V252H239ZM242 253V252H241ZM261 253V252H260ZM259 253V254H260ZM263 253V252H262ZM261 253V254H262ZM91 254V253H89ZM96 254V253H95ZM117 254V253H116ZM172 254V253H171ZM181 254V253H179ZM204 255V253H202ZM218 254V253H217ZM218 254V257L220 256ZM250 254V253H249ZM257 254V253H256ZM128 255V254H127ZM176 255V254H175ZM183 255V254H182ZM188 254H185V258ZM193 255V254H192ZM195 255V253H194ZM202 255V256H203ZM255 255V254H254ZM253 255V257H254ZM85 256V255H84ZM98 256V254L96 255ZM101 256V254H100ZM122 256V255H121ZM172 256V255H171ZM184 256V255H183ZM190 256V255H188ZM233 256V254L231 255ZM236 256V255H235ZM242 256V255H241ZM261 256V255H260ZM82 257V255H81ZM80 257V258H81ZM133 257V256H132ZM138 257V256H137ZM191 257V256H190ZM217 257V256H216ZM226 257V256H225ZM234 257V256H233ZM231 257V259L233 258ZM256 257V256H255ZM254 257V258H255ZM262 257V256H261ZM260 257V258H261ZM264 257V256H263ZM129 258V257H128ZM165 258V257H164ZM169 258V256H168ZM174 258V257H173ZM182 258V257H181ZM185 258H183L184 260H182L183 262H185ZM192 258V257H191ZM196 258V256H195ZM194 258V260H195ZM221 258V256H220ZM247 258V257H245ZM257 259V260H260ZM114 259V258H113ZM116 259V258H115ZM149 259V258H148ZM146 259V260H148ZM167 259V257H166ZM165 259V260H166ZM178 259V258H177ZM218 259V258H217ZM226 259L228 260V258L226 257ZM224 258L223 262L226 260ZM241 258H239L240 261ZM249 259V258H248ZM60 260V259H59ZM123 260V259H121ZM133 260V259H132ZM131 260V261H132ZM135 260V259H134ZM164 260V259H163ZM176 260V259H175ZM194 260H192L194 262ZM219 260V259H218ZM230 260V259H229ZM234 260V259H233ZM246 260V259H245ZM84 261V260H83ZM137 261V260H135ZM169 263L171 260H168ZM168 261H165L166 263ZM191 261V260H190ZM196 261V260H195ZM216 264H218L217 260ZM232 261V260H231ZM238 259L236 260V263L239 262ZM250 261V260H249ZM254 261V260H253ZM261 261V260H260ZM259 261V262H260ZM99 262V261H98ZM116 261L113 260V264ZM147 262V261H146ZM164 262V263H165ZM177 262V261H176ZM222 262V263H223ZM229 262V261H227ZM241 262V261H240ZM239 262V264H240ZM255 262V261H254ZM253 262V263H254ZM264 262V260H263ZM55 263V262H54ZM57 263V262H56ZM102 263V262H101ZM121 263V262H119ZM131 263V262H130ZM129 263V264H130ZM161 263V264H164ZM165 263V264H166ZM175 263V261L173 262ZM189 263V262H188ZM192 263V262H191ZM219 263H221V260L219 261ZM235 263V262H233ZM242 263V262H241ZM258 263V262H257ZM51 264V263H50ZM100 264V263H97ZM171 264V263H170ZM176 264V263H175ZM193 264V263H192ZM196 264V262H195ZM213 264V263H212ZM223 264H226L223 263ZM228 264V263H227ZM244 264V263H243Z\"/></svg>",
  "mask_w": 264,
  "mask_h": 264
},
{
  "label": "rangeland",
  "instance_id": "374dc122",
  "mask_svg": "<svg viewBox=\"0 0 264 264\" xmlns=\"http://www.w3.org/2000/svg\"><path fill=\"white\" fill-rule=\"evenodd\" d=\"M97 1H99V0H94V2H97ZM132 12H134V10ZM213 15H211V17H213ZM101 40H103L102 37L98 38L97 39V42L98 41H101ZM140 42H142V40H140ZM142 44H143V42L140 43V45H139V51L142 52V53H144V52H146V50L148 51V47L149 46H148L147 43H144L143 44L144 46ZM120 47L121 48L119 50H121V51L123 50V53H124L126 51V49L124 50L122 48V47H124L123 45L120 46ZM124 48H126V47H124ZM93 59H95V58H93ZM94 61L93 60L86 61L85 62V68H86V71L88 70L87 71L88 73H90V72L93 73V74L94 73H98L97 74V77L95 79V82H96V80L98 81V83L96 82V85L101 90V98L102 99L99 98L101 101H99V99H97L95 105L97 107H99L101 110H103V108L105 107V105L108 104L110 102V100H111L110 99L111 96H109L110 93L108 92L109 90L108 89L106 90L104 88V86L106 87L107 84H109L110 82H109V77H106L105 78V77H101V74L99 75V73H102V72H98V69H97L98 64H96L98 61L97 60H96V62H94ZM221 61H220V63H221ZM95 68L97 69V71L94 70ZM260 69H263L262 71L264 72L263 65L260 66ZM63 73L64 72L62 71V74ZM206 74H208L207 75L208 77L210 76V78H209L210 79V82L208 84L207 83L205 84L206 85V88L207 87L209 88V95L211 94L210 96H208V99L209 100L208 99L205 100V99L202 98V99H200V100H203L202 103H201V101H200V103H199V101H198V103H196L197 102V99L199 100V97H200V96L197 97L198 96L197 94L199 92L196 93V91H197L196 90L195 91L196 94H194V92H193V95L191 96V99L192 100L191 99L189 100L191 102L192 106H189V105H191L189 103L188 106L183 105V106H185L184 108H182V106L179 109H178V107L177 108L174 107V108L177 111L180 110L181 112H183V110H184V112H185V110L187 108H190L191 107L192 109H194L193 107H195L197 110H200L199 113L202 112L201 114H204L203 112L206 113V112H208V110L210 111V108L212 106H214V108L212 110L213 111L215 110L214 111L215 113L213 111L210 112V113H208L209 115L211 113H213L210 116L207 113H206L207 116H204L205 115L204 114V115H199L198 117H197V115L196 116L195 115H191V116L187 115L186 116V115H180L179 113L178 114L177 113L175 114V112H177L173 108V106H175V104L174 105L172 104V103H174V100H172L173 102L170 103V101H167V99H166L167 103H166V101H164L165 102V105L163 104V106L167 107L168 110L171 109L170 111H172V108H173V111H172L173 115L171 113L172 116L171 115H168V116L167 115H163L162 116L159 111H158V113H155V115H154V112L153 113L151 112L153 114L151 116V114L150 113L148 114L147 113L148 111H147V112L142 113L141 115H138L140 118L137 115H133V116L128 115V117H127V115L126 116L123 115L124 118H121V119H123L122 121H124V124H122L121 123L122 121L120 120L119 115L117 116V120H116V117H115L116 115L115 116L114 115H108V117H110V118H109V120L107 119L108 121H106V123L104 122V120H106V119H104L105 115H100V116H103V119H104V120H102V125L100 124L101 122H98L100 124V125H98L97 121H100L98 118H101V117H98V118H95V120L96 119H98V120H96V121L93 122V124H95V122L97 123L96 124L97 127H89L87 124L85 126L86 128L84 127L83 131L84 132H87L86 135H88V139H87V136H86V139H87L86 140L81 135H77L76 132L74 134L73 133L74 131H72V133H71V131H67V128L69 127V123H67V121L70 119V117L72 115H64V116L60 115L62 122L59 121V120L57 122L56 121L57 119H54V121H53V118H56V117H55V115H53L54 117H52V115H50L51 116L50 117V121H48L50 125L47 124L48 122L46 123L47 125L44 124L41 120H38L36 117H35L36 119L32 118V119H34V121L30 120V117L32 115H15V116L14 115H8V118L9 119L12 118L11 119L12 120V125H10L11 127L8 126V125L6 126V124H9V122H8L9 119L6 120V116L5 115L4 116L1 115L2 118L5 119V123H4L3 119L0 118V120L2 121V122L0 121V125H1L0 127L3 128L1 130V133H0V140H3V141L6 140L3 143H6L7 142L6 143L7 145H8V141L10 140L9 141L10 142L9 144L11 145V142H12V146H10V145L8 146V147H10L9 148V151H7L8 150V147L6 145L5 146L3 145L4 147L2 145H1L2 147L0 146V156H4V157H0V159L1 158H4V159H1V161H0V170H2L4 172V174H3V172L0 173V179H1L0 180V194H1L0 195V229H1V231H0V264H50V263L51 264H97V263H100V264H113V260L116 261L114 264H129L130 262H131L130 264H161V263H164L165 261H168V260H171L170 261L171 264H175V263L176 264H192V263L195 264V262H196V264H212V263L213 264H216V261L215 260H217L218 264H223L225 262H226V264L227 263L228 264H239L240 261L242 262V263L240 262V264H243V263L244 264H264V262H263V260H264V257H263L264 256V247H261V246H264V245H260L259 244V243L264 244V240H263V238H264V230H263V228H264V224H263L264 223V220H263L264 219V212H263L264 211V176H262V175H264V152H263V150H264V148H263L264 147L263 146V144H264L263 143L264 142V140H263L264 139L263 138L264 137V125H263L264 124V109L258 115H252L251 112H247L246 113L247 115H237V116L240 117L238 119L236 118L237 116H235V118H233L234 115H226V113L222 115V113H224V110H225V105L228 102V98L226 100H222L221 98H223V96H220L221 95L220 92H223L220 89H223L224 90L225 89V84H224L223 81H221L217 77L216 73H213L212 74V72H208V73L204 72V75H206ZM214 74H215V77H214ZM153 82H154V80L151 81L149 79L146 82L148 84L146 85V83H145L146 87L144 85V87L146 88L145 90L148 89V92H149V90L151 91V89L153 88V86H155V82H154V84H153ZM149 84H151L152 86L149 85ZM232 84H233L232 87H234V88L231 89V92L233 93L232 95H234L235 92L239 91V88L241 86L238 85L235 82H233ZM148 85H149V87H148ZM236 85H238V86H236ZM100 86H102L103 88L100 87ZM64 87L65 86H63V85L62 86L59 85L58 86V89L59 90H63ZM149 88H151V89H149ZM211 89H213V92H212ZM236 89H238V90L236 91ZM214 90H215V92H214ZM257 90L259 92H261V90H259V89H257ZM54 93L51 94V96H52L51 97V100L54 98L52 100V103H53V101L55 103H57L59 97L56 94H54ZM105 93H107V94H105ZM177 96L178 97H175L176 98V101H178L177 98L178 99L180 98L179 97V92L177 93ZM57 97H58V99H57ZM122 97L120 96V98H122ZM138 99L137 100H136V98L134 99L135 100L134 102H136V104L135 103L134 104L137 105V106L140 105V103H139L140 102V99L139 100ZM178 103L180 104L179 101H178ZM187 103H188V101H187ZM211 103H213V105ZM134 104L132 106H134ZM149 104H151V103H149ZM198 104H200V105H198ZM208 104H209V106H210V104L212 106L209 107ZM218 104H220V105L217 107L216 105H218ZM176 105H178V104H176ZM195 105H197V106H195ZM207 107H208V109H206ZM218 108H219V110H218ZM158 109L160 110V108H158ZM155 111L157 112V110H155ZM145 114H147V115L145 116ZM216 114H221V115H216ZM249 114H251V116ZM33 116H35V115H33ZM184 116H186V117L183 120V117ZM246 116H247V119L245 118ZM24 117H27V118L29 117L28 118L29 121L26 118L24 120ZM111 117L112 118H115V119H112ZM125 117H126V119H125ZM163 117H164V119H163ZM193 117L195 119H196V117H197V119L200 117L199 118L200 121L197 120V119L195 121V119ZM258 117H259V120H257ZM72 118L70 120H72ZM106 118H107V115H106ZM252 118H254L255 120L252 119ZM21 119H23V120H21ZM153 119L155 120V123L153 122L154 121ZM177 119H178V122L177 123L174 122V121H177ZM249 119H251L252 121H249V125H248V120ZM14 120L16 121V123L17 122H20V123L17 124V125L20 124V126H19L20 129L16 127L17 131L23 129L24 127H22V126H27L28 128H25L27 130H29V129L31 130L32 129L34 131L35 128H36V130L34 131V133L31 130V132L33 134L32 135L26 134L25 135L26 137L25 136H22L23 135L22 133L20 134L19 132H15L16 130L14 131L15 133L14 132H10V130H11L10 128H13L12 131L15 129L13 127V122L15 123ZM17 120H19V121H17ZM36 120H37V124H36ZM118 120H120V123H121L120 125L119 124H116L117 122L119 123ZM166 120H168V121H166ZM190 120L191 121L193 120L194 122L193 121L191 122ZM253 120L254 121H259V122L258 123L257 122L256 123H253L254 125L256 124L255 126H253V124H252V122H254ZM30 121H31V123H35L34 126H32V124H30ZM115 121H117V122L114 125V122ZM243 121H246V122H243ZM21 122H23V123H21ZM56 122H57V124L59 123L58 126H57ZM149 122L150 123L152 122V124L154 123V125H153L154 127L156 125H159V124L162 123L161 126L163 124H165V126H166V124H167V127L169 128V126H170L171 128L168 129V131L167 130L166 131H163L161 128L164 125L162 127L159 125L161 128H158L156 126L154 128V130H153L151 128L153 126H150L151 124ZM10 123H11V121H10ZM16 123H15V125H16ZM136 123H137L138 126H142L143 125L142 127H140V130L143 131L142 133H144V131H145V130H143V128H145V129L148 128V130H150L149 128H151V130H153V131H155V130L158 131L159 129L162 130L161 131V134L159 136H157V138H160L161 137L159 141H164V142H161V144H157L159 146L158 147L155 146V150H152V151L148 150L149 153L148 152H144L146 150V148H147V144L150 141L147 138H146V141H145L144 137L140 138V139H142V140H140L141 142L138 141L139 142L138 143L136 141V139L134 137L135 132L133 133V131H136V130L135 129L132 130V125L133 124L136 125ZM180 123L183 126H181ZM194 123L197 124V126L194 125ZM245 123H247V125ZM21 124H22V126H21ZM29 124H30V127L31 128H29V126H28ZM43 124H44V126H43ZM67 124H68V127H67ZM105 124L106 125L108 124L110 128L107 127V126L105 127ZM202 124H203V128L205 130L202 128V126H200ZM239 124H240V126H239ZM241 124H243V125H241ZM3 125H4L5 128L3 127ZM35 125H37V127H35ZM123 125H125V126H123ZM172 125H174V126L172 127ZM244 125L246 127H242ZM100 126H104V128L102 129V127H101V129H100ZM32 127H35V128H32ZM40 127L42 129L43 128L45 129L46 127L48 129V127H49L50 130L52 129L51 130L52 132H53V129H55L56 130V132H55L56 135H57V133H59V131H60L59 129H62V132H64L63 134H67V133L70 134L71 133L70 134L71 138H69L70 136H65V137H67L66 138L67 140H66V139H64V137L62 135V132L60 131L61 132V135L63 137V138L62 137L61 138L64 139V140H61V144H63L62 145V152H63V154L64 153L65 154H68V156H67L68 158H70V157L73 156V155H70L71 150L73 151L71 153H73L75 155V150L78 148V145L79 144H82L81 141H87V143H91L92 139H93V141H95V139L99 138L101 140V142H100L99 139H97L96 142H93L92 141V143L90 144V146H88L89 144H87V146L89 147L90 150L88 149L87 146L85 147L86 148V151L80 157V161L82 162V164H79L80 161H79V158H77V156H73L74 159H75V161L77 162L76 164L77 165H81V166H77L75 163H73L74 160L72 161V160H70V159H68L66 157L68 159V163H67V161H66V163H64V164H66V166H64V164H62V165H59V167L58 166L55 167V168L53 167L54 169L57 168L56 169L57 171L56 170H52V173H50L51 170H49V172H47L46 175H45L46 178L45 177L43 178L44 173H42V169L43 168H48L49 166L51 167L52 165L49 164V162H48L49 160H47V157L43 160L45 154L42 156V153L39 150L42 140L39 138L40 134H38V133H43L44 134V132L47 131L49 134H51L52 132L50 133L47 129H46V131L43 129L44 132H42V130L40 131ZM56 127H58L59 129L56 128ZM87 127H88V129L91 128L92 131L94 130L93 128H96L95 129L96 130V133L94 134L95 131L92 132L91 130H89L90 131V134H91L90 135L89 134V131L86 130ZM123 127H125V129ZM167 127H165V129ZM182 127H185V128H182ZM198 127H201V128H198ZM259 127H260V129H259ZM8 128H9V131H8ZM127 128H130L131 131H130V129H127ZM25 129H23V131ZM105 129H107V130L110 129V130L107 131ZM177 129H179V130H177ZM180 129H183V130L181 131ZM201 129H203V130H201ZM250 129L252 131H249ZM257 129H259V130H257ZM63 130H65V131H63ZM68 130H70V129H68ZM100 130H102V133H100L101 132ZM124 130L125 131H129V132H126L127 134H125L124 133L125 132ZM151 130H150V132H151ZM160 130H159L158 134L160 133ZM189 130H191V131H189ZM208 130H209V132H208ZM66 131H67V133H66ZM138 131H139V129L136 132L138 133ZM170 131H172V133ZM188 131H189V133H188ZM244 131L246 132V134L249 133L248 134L249 136L251 134V136H250L251 138L250 139L251 140L253 139L252 142H254V143H252L251 140H249V139H247V141H246V138H248V136L246 137L244 135L245 133L243 135H241L242 132H244ZM3 132H4V134H3ZM8 132H10L11 135L13 134L14 137H16V135H17L16 139L18 138V140L14 139L12 137L13 135L11 136V135L7 134ZM31 132H30V134H31ZM122 132H123V134H122ZM174 132H175V134L177 133L176 134L177 136L174 134ZM16 133H18L20 136L18 134H16ZM27 133H28V131H27ZM97 133H98V136H96ZM119 133H121L120 134V137H117V136H119ZM139 133H141V132L139 131ZM146 133H149V131L148 132L146 131ZM186 133H187V135H186ZM257 133H259V134H257ZM43 134H42L41 138H43ZM129 134H130V136H132V134H133V138L130 137ZM238 134H240V136H243L242 137L243 139H241V137H239ZM75 135L78 136V137H76ZM124 135H126V136L123 138ZM173 135H175V137ZM199 135H200V137H199ZM254 135H255V138L257 140L254 139ZM7 136H8V138H7ZM57 136L60 137V135H57ZM83 136H84V133H83ZM128 136H129V138L132 139V141H131V139L128 138ZM135 136H137V135L135 134ZM235 136H237L238 138H236ZM252 136H253V138H252ZM256 136H258L259 138L256 137ZM2 137H3V139H1ZM25 138H26V140H25ZM166 138H169V139H166ZM133 139L136 141V143H138V146H134L133 145V144H136ZM240 139H241V142H243V141L245 142L246 141V143H247V145L245 144L246 146H248V144H249L248 149L250 147L251 152L250 153L247 152V153H248V155L251 154V153L252 154L249 155L248 157H247L246 152L244 153V151H246V150H244V149H243L244 151L243 150H239L240 148L238 149V148L235 147L236 146L235 144H237L236 142H240ZM30 140H32V141H30ZM124 140H125L124 143L126 145L123 143ZM168 140H170V141H168ZM116 141H117V143H116ZM126 141L129 142V143H127ZM133 141H134V143H133ZM165 141L166 142L168 141V142L165 143ZM257 141H258V143H257ZM13 142H14V144L16 143L15 146L13 145ZM24 142H27V143H24ZM98 142H100V143H98ZM182 142H184V143H182ZM260 142L262 143V146H258V144L259 145L261 144ZM96 143H98V144L97 145H94ZM120 143H123V144H120ZM162 143H164V144H162ZM194 143H195V147L193 145ZM23 144H24V146H23ZM119 144H120V146H119ZM128 144H130L132 146H130ZM165 144H167V145H165ZM250 144H252V145L250 146ZM116 145H117V147H115ZM121 145H122V147H121ZM127 145H128V147H130V149L127 147ZM191 145H192V147H191ZM206 145H208V147ZM205 146L207 148H205ZM6 147H7V150L5 149ZM14 147H15V149H14ZM75 147H76V149H75ZM164 147H165V149H164ZM234 147H235L236 150L234 149ZM259 147H262L263 150H261L262 148L259 149ZM2 148H4V154H2L3 152H1ZM126 148L128 150H126ZM67 149H69V151ZM73 149H75V150H73ZM93 149H95V150H93ZM66 150L68 151V153H67ZM87 150H89V151H87ZM101 150H102V152H101ZM103 150H104V152H103ZM139 150H141L144 153V155L143 154H139V153H142L141 151L139 152ZM165 150L167 152H164ZM10 151H12V153ZM128 151H130V152L128 153ZM209 151H211V152H209ZM234 151H236V153ZM237 151H238V153H237ZM6 152H10V153H7L8 156H9V158H11L14 155V152H15L16 155H14L12 159L13 160L15 159V162H17V163H13V160L12 159L11 160L8 159V157H6ZM87 152H89L92 155H90L89 153L87 154ZM160 152L163 155H161ZM150 154H152V156H150ZM157 154H159V155H157ZM188 154H190V155H188ZM202 154H207L206 156L209 155L208 157H211V158H214V156H215V158L212 160L211 158L209 159L208 157L205 156L206 159H203V160H205V161H203L202 160V157H201V156H203ZM243 154H245L246 156H244ZM69 155H70V157H69ZM126 155H128V156L129 155L130 156L133 155V158L131 157L132 160L130 162H129V159L130 158H128V156H126ZM230 155H231V157H230ZM15 156H17V157H15ZM153 156H157L156 157L157 159L156 158L154 160L151 159L150 162H149L148 159H147V157L148 158H150V157L152 158ZM187 156H189V157H187ZM243 156H244V158L247 157V159L246 158L243 159ZM40 157H43V158H40ZM144 157L146 158V160H145ZM161 157H162V159H161ZM173 157H175V158H173ZM5 158H6L7 161L4 162L3 160H5ZM90 158H92V160ZM99 158H100V160H98ZM176 158H178V159H176ZM181 158H182V160H179ZM203 158H204V156H203ZM163 159H166V161H165L166 163L163 161ZM8 160H9V162H8ZM221 160H223V161H221ZM234 160L237 161V162H235ZM250 160H251V163H250ZM2 161H3V163H2ZM157 161L159 162V166H158V162ZM180 161H181V163H180ZM209 161H211L213 163H210ZM242 161H244V162L242 163ZM156 162H157V164H156ZM205 162L208 163L209 165L208 164L206 165ZM217 162H219V163H217ZM5 163L7 164L6 166L3 165ZM234 163H235V166H233ZM40 164H42V165H40ZM43 164H45V167H44ZM73 164L75 165L74 166L73 174H75V173L77 174V171H79L78 169H80V168L82 169L84 167H87L86 169L85 168L84 169L85 170H88L87 171L88 173L90 172L89 170H92V168L94 169L93 170V173H95V174L92 175L93 173L91 172V173H89V175H90V178H91V175H92V177L93 176L95 177L97 175V178L99 179V181H98V179H96V177L95 178L93 177L92 179H93V181L94 180H97V182H99L100 189L99 188L98 189H99V191L101 190V193L100 192H95V194L96 193H99L96 196L95 194H93V192L96 191V189L93 188L94 186H91V185H89V186H86V185L85 186H82L84 184L79 183V185H77V187L78 186L80 187V184H81V188L80 189L77 188V189H79L80 191L78 190L76 192V190H75V193L74 194L69 193V194H71L73 196L74 199L72 198V196L71 197L68 196L69 194H67V193H66L67 195L64 194L65 192L64 193L62 192V195L64 194L65 195V198H62V197H64V195L61 197L60 193H61V191H63V189L66 190L65 187L62 188V189H60L56 193L53 192V193H55L53 195V193L51 191L54 188L55 183L56 182L59 183L62 178L66 177L69 174H72V171L71 170L73 169ZM189 164L191 165L192 168L189 166ZM224 164H226V165H224ZM252 164H254V166ZM197 165H199V166H197ZM3 166H5V168ZM67 166L69 168H67ZM76 166H77V169H76ZM88 166H89L90 169L88 168ZM118 166L120 167L121 170L119 169ZM238 166H240V169H238L239 168ZM242 166H243V168H242ZM141 167H142L143 170L141 169ZM234 167L237 168V171H236V168H234ZM251 167H253V169H251ZM37 168H38V170L36 171ZM155 168H157V169H155ZM232 168H234L235 170L232 169ZM84 169L80 170V172L83 175L85 174L84 176H86L88 174L84 172L85 171ZM158 169H159V171H158ZM58 170L59 171L62 170V173L60 171V173H61L60 174ZM118 170H120L121 173H119L120 171H118ZM130 170H131V172H130ZM133 170H136V171H133ZM138 170H140V173H139ZM189 170H190V172H189ZM39 171H40L41 174L39 173ZM96 172H97V174H96ZM155 172H157V173H155ZM206 172H207L208 175L206 174ZM245 172H246V174H245ZM58 173L60 174V176H57ZM152 173H153V175H152ZM35 174H38L39 176H37ZM47 174H48V176H47ZM51 174H53L54 177ZM98 174L99 175L102 174V175L100 177H98L99 176ZM132 174H133V176H132ZM155 174H156V176H155ZM174 174L176 176H174ZM195 174H196V176L197 175L198 176L197 177L195 176V178H194V175ZM209 174H210V178L212 177L211 178L212 180L214 178V180L212 182H211V179L208 178L209 177ZM258 174L261 176V178L259 179L261 181L258 182L259 192L261 193L260 194L261 197H258L257 196L256 201L253 202L254 204L251 205L250 208H248V206L246 204V202L249 201L247 199L248 197L245 195V193H243L239 189H237V188L235 189L234 188L235 186H233L234 184L232 182H234V179H235V181H238V182H241V183L245 184V183H247L250 175H258ZM1 176H3V178ZM36 176H37V178H36ZM136 176H137V178H136ZM157 176H159V177H157ZM182 176L184 177V179H183ZM185 176H186L187 180H186ZM188 177L191 178V179H188ZM203 177H204V179H201ZM232 177H234V178H232ZM104 178L107 180L108 183H106V180ZM109 178H110L111 181L109 180ZM193 178H194V180H193ZM33 179H34L35 182L33 181ZM39 179H43V182L44 183L42 182V180H39ZM28 180L31 181V182H27ZM207 180H208V182H207ZM226 180L229 181V182H226ZM101 181H102V183H101ZM41 182H42V184H41ZM21 183H23L24 185H22ZM33 184H35V185H33ZM153 184H156V185L152 186ZM31 185H33V186H31ZM94 185H95V183H94ZM104 185H106V186H104ZM205 186H206V188H205ZM87 187H88V189H87ZM24 188L26 190L25 192H24V190L23 191H20V190H22ZM9 189H11V190H9ZM17 189H18V191H17ZM43 189H44V191H43ZM92 189H93V191H90ZM182 189H184L186 191V193L183 194V196L185 198H183V196H179L178 195L179 194L178 192H181ZM213 189H214V192H213ZM38 190H40V191H38ZM194 190L196 192L200 190L202 193L200 191L196 193ZM73 191H72V193H73ZM163 191H165V192H163ZM192 193L194 195H192ZM42 194H43V196H42ZM49 194L50 195L52 194V195L51 196H48ZM57 194L59 195L58 197H56ZM89 194H91V196H93V197H91ZM118 194H119L120 197L118 196ZM141 194H142V196H141ZM206 195H207V197H206ZM66 196H68L70 198H66ZM146 196H147V198H146ZM149 196H150V198H149ZM166 196H168L169 198L167 197V199H165ZM56 198H58V199H56ZM134 198H135V200H134ZM170 198H171V200H170ZM244 198H246V199H244ZM145 199H147V200H145ZM57 200H60V202L57 203L56 202ZM200 200H203L202 201L203 203ZM206 200H207V203L205 202ZM54 201L57 204L54 205ZM166 201H167V203H166ZM190 201H193L194 203L191 202L192 204H190L189 203ZM131 202H132V204H131ZM241 202H243V203H241ZM256 202H257V204H256ZM49 203H50V205H49ZM173 203L175 205H177L178 208ZM196 203H197V205H196ZM219 203H221V204H219ZM170 204H171V207H170ZM62 205L64 207H66L67 209H69V210L65 209ZM206 205H208V206L206 207ZM219 205H221V206H219ZM243 205L244 206H247V207L242 208V207H244ZM257 205H259V206H257ZM162 206L165 209H163ZM210 207H212V208H210ZM48 208H50V209H48ZM155 208H159V209L156 210ZM246 208H247V212L246 211L245 212H241V211H244ZM152 209L153 210L155 209L156 211L151 212ZM238 209H239V211H238ZM142 210L145 213L144 212H141ZM183 210H185V212ZM190 210H192V211H190ZM223 210H225V211H223ZM250 210H252V211L250 212ZM255 210H256V212H254ZM96 211H97V213H96ZM161 211H162V213H161ZM193 211H194V213H193ZM155 212L158 213L157 215L160 214L158 217L156 215V218H158V219H155V214H156ZM163 212H165L166 214L163 213ZM153 213H155V214L153 215ZM9 214H10V216H9ZM236 214H238V215L239 214L240 215L242 214L241 216H239L240 218L241 217L244 218V217H248V216L249 217H252L253 218L252 219L253 220L252 221L253 224L251 222L250 223L249 222L248 223H244V224H243L242 221L241 222H235L233 218H235L236 216L238 217V215H236ZM246 214H249V215L246 216ZM68 215H70L69 217L71 219L69 217H67ZM171 215H173V216H171ZM151 216H152L153 219L150 218ZM240 218H238V219H240ZM75 219H77V220H75ZM238 219L237 220L235 219V220L236 221H239ZM260 219H262V220H260ZM115 220H117V221H115ZM258 220H260L259 221V224L258 223H255V221H258ZM139 221L140 222L142 221L141 224H140ZM208 221H210V222H208ZM178 223H179V225H177ZM231 223H233L232 224L233 226H235V227L237 226V228H241V229H239L240 232H242V231L245 232L246 231L248 234H250L251 232H253V229L255 230L256 227L259 226L260 223H261L260 227L262 226L261 227L262 229L258 232L259 235L256 234L255 235L256 237L253 238V236H252L250 238L251 240H248L247 242H245L247 244L246 245L247 247H249L248 244H250V246L252 244L255 245L254 247L252 245V247H250L249 249L247 248L248 250H250L248 253H247V249H245L246 251L243 250V248L246 247L245 246V243L242 242L243 243L242 244L241 241H239L240 242V244H239L237 241H235V244H234V242H232V239L234 240L239 234H241L240 232H239V234H237L238 229H237V232H236V228H235V231L232 229L236 233H233L230 230L232 233L230 232V235L226 236V234H228V232H229L228 231L229 229L227 230L226 228H229V227L232 228L233 227L231 225ZM247 224H249V225L247 226ZM244 225H246V226H244ZM222 226H224V227H222ZM227 226H229V227H227ZM253 226H255V227H253ZM207 228H209V229H207ZM170 229L172 231L175 230V232H172ZM225 230L228 231V232H226ZM220 231L226 232V233L223 232L225 234V236L223 235L225 237L224 240L222 239L223 236H222V232H220ZM204 232L207 234V236L205 235ZM220 233H221V235H220ZM190 234H192L193 236L190 235ZM202 234H203V236H202ZM157 235H159V236H157ZM260 235L263 236L261 239H260V237H261ZM185 236H188L189 238H187ZM204 236L207 237V238L206 239L202 238ZM1 237H3V238L1 239ZM129 237H130V240H129ZM208 237L213 238V239H210ZM168 239H169V241H168ZM252 239L255 240L254 242L257 245L255 243H252L251 242V241H253ZM99 240H100L101 243L99 242ZM230 240H231V242H230ZM257 240H258V242H256ZM163 241H164V243L162 244ZM178 241L179 242H182L181 245L183 243L185 244V246L187 245L189 248L187 246L186 247L190 251H192L193 248L194 249H197V247H198V249L200 250L198 254L200 255V252H201L200 259L198 258V260H197V257H199L196 254L197 253V250H195L196 252L193 251L195 253V255H194V253L188 251V249L185 250L186 247L183 248L184 246H180L179 245L180 243H178ZM249 241L251 243H249ZM210 242L213 243V244H210ZM229 243L230 244L232 243V245H229ZM258 244L260 245L259 247H258ZM98 245H100V246H98ZM224 245L229 248V249L226 248L227 249L226 250L227 252L224 250V248H225ZM232 246L234 247V249L235 248L236 249H239V250H237L238 255L232 253L236 249L231 251V253L233 254L234 257L231 256L232 254L229 252L230 249L233 248ZM238 246H239V248H238ZM180 247H182L187 253L185 251H184L185 253L184 252L183 253L180 252V251L183 250V249L181 250ZM152 248L153 249L155 248L156 251L155 250H152ZM221 248H223V249H221ZM206 249H208V251H206ZM220 249L221 250H224L223 252H225L226 254L223 255L224 254L223 252H222L223 254H221V252L219 254L218 251H220ZM96 250H98L100 253H97L98 251L96 252ZM129 251H130V253H129ZM243 251H245V252H243ZM256 251H259V253L260 252L261 253L263 252V253L262 254L261 253L259 254ZM89 253H91V254H89ZM179 253H181V254H179ZM202 253H204V255ZM217 253L221 256V258H220V256L218 257V254ZM229 253H230V257L227 256V255H229ZM97 254H98V256H96ZM100 254H101V256H100ZM185 254L190 255L192 258L190 256H188V255L185 258ZM81 255H82V257H81ZM253 255H254V257L255 256L256 257L254 258ZM168 256H169V258H168ZM195 256H196V258H195ZM225 256L228 258V260L226 259ZM166 257H167V259H166ZM231 257H233V258L231 259ZM245 257H247V258H245ZM183 258H185V262L182 261V260H184ZM194 258H195L196 261L194 260ZM224 258L226 260L223 262ZM239 258H241L240 261H239ZM259 258H260L261 261L260 260H257ZM121 259H123V260H121ZM134 259L137 260V261H135ZM146 259H148V260H146ZM237 259L239 261L238 263H236V260ZM192 260H194V262ZM220 260H221V263H219ZM174 261H175V263H173ZM227 261H229V262H227ZM119 262H121V263H119ZM233 262H235V263H233ZM170 263L168 261L166 264H170Z\"/></svg>",
  "mask_w": 264,
  "mask_h": 264
}]
</instances>
